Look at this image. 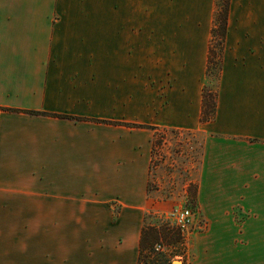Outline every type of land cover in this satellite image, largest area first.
Wrapping results in <instances>:
<instances>
[{
	"label": "crops",
	"instance_id": "crops-1",
	"mask_svg": "<svg viewBox=\"0 0 264 264\" xmlns=\"http://www.w3.org/2000/svg\"><path fill=\"white\" fill-rule=\"evenodd\" d=\"M214 9L0 0V264H137L154 129L130 124L202 135L191 264H264V0H229L203 122Z\"/></svg>",
	"mask_w": 264,
	"mask_h": 264
},
{
	"label": "rangeland",
	"instance_id": "rangeland-1",
	"mask_svg": "<svg viewBox=\"0 0 264 264\" xmlns=\"http://www.w3.org/2000/svg\"><path fill=\"white\" fill-rule=\"evenodd\" d=\"M223 0H215L211 30L217 25L216 14ZM35 6V4H34ZM214 40V39H213ZM208 88L214 90L215 78L208 76ZM151 166L148 181V207L143 225L157 228H174L169 213L175 206H185L194 213V225L185 234L183 244L164 245L167 252L184 253L175 255L172 264H191L193 233L206 229L204 220L198 212L197 204L190 198L196 183V174L201 157L202 135L193 131L158 128L152 134ZM164 243L162 241H158ZM178 260L179 262H174Z\"/></svg>",
	"mask_w": 264,
	"mask_h": 264
},
{
	"label": "trees",
	"instance_id": "trees-1",
	"mask_svg": "<svg viewBox=\"0 0 264 264\" xmlns=\"http://www.w3.org/2000/svg\"><path fill=\"white\" fill-rule=\"evenodd\" d=\"M229 0H223V4L216 14L217 25L211 30V40L209 46V54L207 59V76L213 75L214 78L218 75L219 69V54L222 49L226 34L227 16H228ZM214 39V40H213ZM208 85L203 87L202 91V109L200 121H209L214 117L216 108V92L208 88ZM27 113L36 114V111H25ZM136 127H147L157 130L158 128L146 126L142 124H130ZM196 185L191 191L190 198L193 204L196 199ZM186 239L185 234L176 226L174 228H157L154 226H145L141 228L139 240V251L137 264H172V258L175 255H184V253L167 252L163 248L164 245L175 246V244H183ZM162 241L164 243L158 242ZM159 244L160 248L155 249V245ZM181 264H186L182 259Z\"/></svg>",
	"mask_w": 264,
	"mask_h": 264
},
{
	"label": "built area",
	"instance_id": "built-area-1",
	"mask_svg": "<svg viewBox=\"0 0 264 264\" xmlns=\"http://www.w3.org/2000/svg\"><path fill=\"white\" fill-rule=\"evenodd\" d=\"M170 221L178 227L184 234L194 225V213L185 206H175L169 213ZM160 248L159 244L155 245V249Z\"/></svg>",
	"mask_w": 264,
	"mask_h": 264
},
{
	"label": "water",
	"instance_id": "water-1",
	"mask_svg": "<svg viewBox=\"0 0 264 264\" xmlns=\"http://www.w3.org/2000/svg\"><path fill=\"white\" fill-rule=\"evenodd\" d=\"M174 262H179L178 260L174 261Z\"/></svg>",
	"mask_w": 264,
	"mask_h": 264
}]
</instances>
